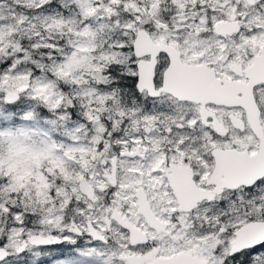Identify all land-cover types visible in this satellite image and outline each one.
Returning <instances> with one entry per match:
<instances>
[{
  "label": "snow or ice",
  "instance_id": "obj_1",
  "mask_svg": "<svg viewBox=\"0 0 264 264\" xmlns=\"http://www.w3.org/2000/svg\"><path fill=\"white\" fill-rule=\"evenodd\" d=\"M0 264H264V0H0Z\"/></svg>",
  "mask_w": 264,
  "mask_h": 264
}]
</instances>
